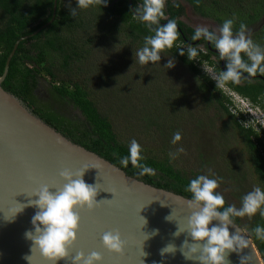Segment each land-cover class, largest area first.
Listing matches in <instances>:
<instances>
[{
	"label": "trees",
	"instance_id": "obj_1",
	"mask_svg": "<svg viewBox=\"0 0 264 264\" xmlns=\"http://www.w3.org/2000/svg\"><path fill=\"white\" fill-rule=\"evenodd\" d=\"M113 1L107 0V4ZM131 1L134 9L142 3V0ZM182 1L189 4L199 16L215 19L221 26L226 19H234V32L239 31L241 23L247 25V29L259 30L257 31L259 40L264 46V22L263 25H259L263 21L261 19L264 16V0H256L255 6L244 4L250 0H232L237 4V9L230 7L229 4L220 3L218 0ZM220 1L224 2L223 0ZM174 3H179L180 7H174ZM52 5L53 0H0V76L15 42L23 36L33 34L49 22L52 16ZM215 9L221 11L222 15H215L214 11L217 12ZM100 13L106 20H113V23L107 26V33L117 27L116 31L123 34L131 44H136L140 48L144 44V37L153 34L149 32L144 23L134 18L127 0H119L111 7L98 6L96 15ZM183 13L184 7L180 2L167 0L165 19L162 21L175 19L186 39L191 40L195 30L178 20V17ZM226 13L233 16L225 17ZM90 16H94V13ZM95 20L97 19H85L79 12L77 17H72L68 7L63 6V0H58L55 19L49 27L41 30L30 39L19 43L10 61L2 88L19 98L31 111L73 143L118 166L127 175L156 188L190 198L191 193L185 191V188L192 179L202 175L200 170L196 173L187 172L178 168L164 154L163 157H158L156 154L145 156L144 151L142 152L144 160L140 163L155 169V175H140L139 168L133 167L131 164L128 167L121 165L120 159L129 154L130 143L120 139V134L115 132L110 119L98 110L96 103L88 97L80 84L76 80L66 79L67 73H72L70 71L71 66L75 65L80 68L81 60L90 55L89 49L93 46L92 37H87L81 41L79 34L86 32L85 30L90 27L101 30L96 25ZM101 28L103 29L105 26ZM85 45H89V47L86 48ZM187 45L180 36L173 48L164 51L162 54L168 58L174 57L176 63L199 78L196 87L199 101L208 109L216 110L217 114H221V123H228H225V126L222 127L224 131L232 130V134L236 132L241 137L247 154V165L242 172L240 181L233 179V182L231 180L229 183L245 185V180L248 182L254 180L253 186L248 191L253 190L256 186L264 189V139L259 137L252 126L245 128L241 124L240 121H244V116L241 113L238 115L232 113L234 107L229 98L223 94L214 81L202 73V65H207L215 72L221 71L220 66H215L210 59L212 53L207 46L205 45V51L199 49L196 60L190 61L186 54L181 56L178 51L179 48L185 47L184 51L186 53ZM54 57L59 60L57 65ZM59 74H63V77H60ZM42 80L49 81L52 84V89H49L51 102L47 99L44 101L34 93V89ZM70 85H72L71 88H69ZM224 85L254 106H258L264 112V76L257 74L250 80L242 78L241 84L228 82ZM65 103L77 110L81 116L66 115L62 111V107L66 105ZM186 113L185 117H183L185 113L182 114L184 119L179 118V121L182 119L181 126L185 121V127L183 128L185 131H182L187 132L184 135L182 133L183 140L190 138L189 141H191L193 139V145L196 143L194 138L197 134V128L194 129L192 125V112L187 111ZM146 126L147 128H156V130L159 127L158 121L154 119L148 120ZM200 169L204 168L201 167ZM233 195H235V192ZM244 195V193L237 195L240 205ZM225 200V206L231 205L228 203L229 198ZM234 223L238 224L249 235L264 263V241L256 239L252 232V229L257 225L264 226V217H261L258 212L251 217L247 215L237 217Z\"/></svg>",
	"mask_w": 264,
	"mask_h": 264
},
{
	"label": "water",
	"instance_id": "obj_2",
	"mask_svg": "<svg viewBox=\"0 0 264 264\" xmlns=\"http://www.w3.org/2000/svg\"><path fill=\"white\" fill-rule=\"evenodd\" d=\"M57 2L53 0L49 22L15 42L0 76V264H52L38 247H33L25 233L35 232L31 221L38 209L30 201L39 197L34 194L44 186L51 192L62 189L67 183L60 176L64 170L72 173L85 170L84 181L98 189V204L93 210L86 206L75 209L80 216L77 239L68 248L69 256L56 264H72V258L79 252L84 253L85 259L92 252L99 253L102 260L95 264H199L198 260L186 259L181 251L185 240L192 243L187 228L191 215L187 207L189 198L127 175L118 166L73 143L2 88L19 43L49 27L55 19ZM127 2L134 12L132 1ZM178 30L181 33L179 26ZM182 37L193 46L202 39L189 42ZM207 48L219 55L211 49L209 41ZM221 71H226L224 60ZM244 78L252 77L245 74ZM168 216L171 221L166 220ZM218 224L214 220L209 227ZM178 229L183 232L176 236ZM154 230H158L156 235H152ZM116 231L125 242L122 253L110 251L103 244V235ZM229 231L232 234L235 228L230 225ZM249 240L248 248L227 254L228 264H240L241 257L249 255L251 259L245 264H264L250 237ZM168 245L174 246L175 251L162 255L161 250Z\"/></svg>",
	"mask_w": 264,
	"mask_h": 264
},
{
	"label": "clouds",
	"instance_id": "obj_3",
	"mask_svg": "<svg viewBox=\"0 0 264 264\" xmlns=\"http://www.w3.org/2000/svg\"><path fill=\"white\" fill-rule=\"evenodd\" d=\"M76 3V7L71 6V0L67 4L72 17H77L78 10L81 9L107 6V0H76ZM165 7L166 0H142V3L134 9V18L144 23L149 32L153 33L144 37L143 46L135 53V57L138 58L141 65L159 62L162 53L172 49L181 36L175 19H169L166 24H161V21L165 19ZM174 7H180L179 3H174ZM233 25L234 19H226L218 32L210 31L207 27L197 26L191 37L192 41L203 38L211 42L218 51L221 60L226 61V71L215 72L212 68L203 67L209 77L216 81L217 87H222L228 82L239 84L245 74L249 77H254L257 74L264 76V48L254 43L247 25L241 23L238 32L233 31ZM184 49L185 47L178 49L181 56L186 54L190 61L196 60L200 51L199 45L188 44L186 53ZM174 66V57L169 58L164 65L166 68ZM242 99L244 98L242 97ZM229 100L238 109L232 99L229 98ZM254 108L261 110L249 102L248 110ZM238 111L239 114L248 113L245 110ZM256 119L258 118L256 117ZM181 139V132L176 131L171 143L175 145ZM142 152V146L132 139L129 144V154L120 159L121 165L128 167L131 164V166L139 168L140 175H155V169L140 163L144 160ZM181 153H185L183 147L170 151L168 154L170 161L177 159ZM208 171L210 175H198L185 188V191L191 193V197L187 200V207L191 211L187 228L192 243L185 240L181 251L186 259L198 260L199 264H228L226 256L229 252H239L250 245L249 237L235 225V218L246 215L251 217L258 212L261 217H264V189L256 186L246 193L242 197L239 208L234 204L225 206L224 196L217 191L223 183V178L215 176L211 170ZM84 173L85 170L77 173H72L70 170L62 171L60 176L67 181L62 189L51 192L48 186H44L34 194L39 199L30 201L38 209L31 221L35 232L28 231L25 236L33 242V247H38L42 255L52 264L67 258L69 256L68 248L77 239L80 216L75 209L86 206L89 210H93L98 204L96 201L98 189L84 181ZM170 216L166 217V220L171 221ZM214 220L219 221V224L209 227ZM144 221L146 223V220ZM230 225L235 228V232L232 234L229 231ZM181 232L183 231L178 229L174 235L179 236ZM252 232L256 239L264 241V226L257 225L252 229ZM157 233L158 230H154L152 235ZM102 239L104 246L110 251L123 252L125 242L121 239L119 231L106 232ZM174 251V246L168 245L161 250V254ZM30 257L27 259L30 260ZM250 259V255L241 257L240 264H245ZM101 260L102 257L97 252L90 253L86 259L84 253L79 252L72 258V264H80L81 261L83 264H95Z\"/></svg>",
	"mask_w": 264,
	"mask_h": 264
},
{
	"label": "rangeland",
	"instance_id": "obj_4",
	"mask_svg": "<svg viewBox=\"0 0 264 264\" xmlns=\"http://www.w3.org/2000/svg\"><path fill=\"white\" fill-rule=\"evenodd\" d=\"M177 1L181 2V5L184 7L185 15L181 20L183 23L195 29L197 26H202L218 32L221 25L215 19L203 18L196 14L186 2L182 0ZM218 1L229 4L230 7L237 9V4L232 0H223L224 2ZM68 2L69 0H63V6L67 7ZM255 2L256 0H250L244 4L247 6H255ZM71 6H77L76 0H71ZM215 10L217 11L215 12L213 10L215 15H222L221 11L218 9ZM97 11L98 6L78 10L85 19L96 18L95 23L101 30L90 27L85 30L86 32L78 33L81 41L87 37H92L93 46L89 49L90 55L81 60L80 68L75 65L71 66L70 71L72 73L68 72L66 79H73L78 82L85 81V86L89 90H92L93 96H91V99L96 103L98 110L102 114H106L110 119L115 132L120 134V139L129 143L132 139H135L142 146L145 156H153L156 154L158 157H163L164 154L169 158L168 154L170 151H175L177 148L183 147L185 153H181L177 159L172 160L178 168L186 170L187 172L191 171L192 173L200 170L205 175H210L208 170H211V173L218 172L226 175L227 163L224 165V170L222 167L224 161L220 159L222 156L221 150L226 149V144L216 146V151H213L217 152L216 155L218 154V156L211 160L209 164L201 165L197 163V159L202 155V151L207 150L209 146L200 148L196 137L194 138V142L196 143L193 145V139L191 141H189L190 138L183 140V135L187 132H183L185 131L183 130L185 124L182 123L183 125L181 126V120L184 119L183 117L186 116L187 111L192 112V121L197 118V114H210L211 117L214 114V117L210 118L215 121L211 127L213 131L207 132L206 130H202L200 132L201 134H205V139L209 140V145H213L217 140L216 136L219 135L218 128L222 124L221 114H217L218 112L216 110L212 111L208 109L199 101L196 91L199 78L190 74L188 70L176 62L172 68L164 67L169 59L164 54L161 55V60L155 64L149 62V64L141 65L138 62V58L135 57V53L140 47L136 44H131L123 34L116 31L117 27L112 29L110 33H107V26L113 23V20H106L101 13L96 15ZM93 13L94 16H90ZM225 15V17L233 16L232 14L229 16L227 13ZM261 20L264 22V16ZM103 26L105 28L102 29L101 27ZM249 30L254 43L264 48L259 40V34L257 32L259 30ZM84 47L87 48L89 45H85ZM200 48L203 50L202 47ZM54 60L57 62V65L59 60L57 57H54ZM203 67H210L207 65L201 66L202 73L209 77ZM59 76L63 77V74H59ZM48 82L42 80L40 86L47 88L45 85ZM214 82L216 83V81ZM218 88L226 97L231 98L233 104L238 108L236 109L233 106V114L238 115V110L248 112L242 113L244 115V121H240L241 124L245 128L252 126L253 130L259 134V137L264 139V112L257 108L249 111V102L247 100L242 99V97L229 90L225 85ZM58 106L60 105L58 104ZM62 111L66 115L77 117L69 107L63 106ZM182 114H184L183 117ZM179 118L182 119L179 121ZM152 119L158 121L159 127L157 130L156 128H147L146 126V122ZM176 131H180L183 135L182 139L174 145L171 141ZM212 138L214 139L213 143ZM229 138L228 143L230 146L226 150L230 149V152L235 153L237 156L235 159L239 160V163L247 157L244 145L239 140L241 137L235 132L234 134H229ZM232 144L234 149L231 147ZM208 151H211V149L209 148ZM201 167L204 169H200ZM253 181L249 180L248 182L245 180V185H236L223 180V183L217 191L229 198L228 203L231 205L234 204L239 208L241 205L237 195L248 193V189L253 186ZM230 192L232 195L229 196ZM234 192L235 195H233Z\"/></svg>",
	"mask_w": 264,
	"mask_h": 264
},
{
	"label": "flooded vegetation",
	"instance_id": "obj_5",
	"mask_svg": "<svg viewBox=\"0 0 264 264\" xmlns=\"http://www.w3.org/2000/svg\"><path fill=\"white\" fill-rule=\"evenodd\" d=\"M181 3V2H180ZM184 13H185V11H184ZM182 14L180 17H178V20L180 21V22H182L181 20H182V18H183V16L185 15V14ZM204 18V17H203ZM183 23V22H182ZM262 23H263V21L261 22V24H259L260 26L262 25ZM183 24H185V23H183ZM185 25H187V24H185ZM188 26V25H187ZM190 27V26H189ZM192 29H194V30H196L195 28H193V27H191ZM181 29V28H180ZM253 30H256V29H253ZM210 31H213V30H210ZM181 36H184V34H183V32H182V30H181ZM185 37V36H184ZM183 38V37H182ZM186 38V37H185ZM189 42H193L192 40H188ZM187 43V42H186ZM187 44H189V43H187ZM196 45H199V47H202L203 48V50L205 51V45L207 46V41L206 40H204L203 38L196 44ZM195 46V45H194ZM210 46H211V49L212 50H216L215 49V47H214V45L210 42ZM200 50H202L201 48H200ZM211 52V51H210ZM212 53V52H211ZM211 60H212V62L215 64V66H217V65H219L220 66V69H221V62H222V60H221V58H220V56L219 55H217V54H214V53H212V55H211V58H210ZM226 61H224V67H225V70H226ZM242 78H244V77H242ZM253 78V77H252ZM251 78V79H252ZM248 80V79H247ZM73 82H75V81H73ZM78 82V81H77ZM40 83H41V81H39V83H38V85L36 86V88L34 89V93L38 96V97H40V98H42L44 101L47 99V100H50V102H51V97H50V94H49V89H52V84H51V82H48V84H46L45 86L47 87V88H45V87H41L40 86ZM79 84H80V86H81V88H83L84 89V91L88 94V97L89 98H91V96H93V93H92V90H89L88 88H87V86H85V81H82V82H78ZM239 84H241V82L239 83ZM71 86L72 85H70L69 86V88H71ZM60 104V103H59ZM66 104V103H65ZM64 104V105H65ZM65 106H67V104L65 105ZM67 107H69V109L72 111V112H74L75 113V115L77 116V117H80L81 115H80V113L77 111V110H74L70 105L69 106H67ZM76 111V112H75ZM72 112H71V114H72ZM197 116V118L193 121V123H192V125H193V128L194 129H196L197 128V134H196V141L200 144V146H202V147H204V146H209V148L211 149V151H208V149L206 150H203L202 151V155L201 156H199L198 157V159H197V163L199 164H201V165H205V164H209V162L211 161V160H213V159H215L217 156H218V154L216 155V153L217 152H214V151H216V149H215V147L216 146H218V145H225V147H226V149L227 148H229V134H231L232 133V130H229V131H224L223 130V126H225L224 124L226 123V124H228L227 122H225V123H223V124H221V128H218V132H219V135L218 136H216L217 137V140L213 143V138H212V143H213V145L211 144V145H209V140H207V139H205V134H201L200 132L202 131V130H206L207 132H211V131H213V130H211V127H212V125L214 124V120H212V119H210V118H212V117H214V114H212V117L210 116V114H208V115H205V114H197L196 115ZM207 117V118H206ZM185 123V121H183V124ZM239 140H241V139H239ZM235 145V144H234ZM201 147V148H202ZM231 147H233V144H232V146ZM221 150L222 151V156H221V158L220 159H223V165H222V167L224 168V165L227 163V170L225 171V174L226 175H222L221 173H218V172H214V174H215V176H218V177H222L223 178V180H226V181H228V182H230L231 180V182H233V179L235 180H239L240 181V177H241V175H242V172H243V170H244V168H245V166L247 165V157L246 158H244L241 162H239L238 163V161L239 160H236L235 158L237 157L236 155H235V153H232V152H230L231 150L229 149V150ZM232 149H234V147L232 148ZM214 150V151H213ZM207 151V152H206ZM205 152H206V154H205ZM246 160V161H245ZM224 170H225V168H224ZM228 176H229V178H228ZM225 182V181H224ZM232 193L230 192V194H229V196L231 195ZM225 197V199H228V197L225 195L224 196Z\"/></svg>",
	"mask_w": 264,
	"mask_h": 264
}]
</instances>
